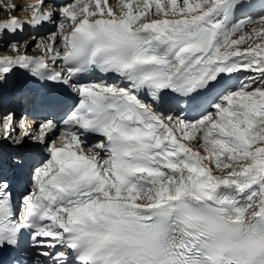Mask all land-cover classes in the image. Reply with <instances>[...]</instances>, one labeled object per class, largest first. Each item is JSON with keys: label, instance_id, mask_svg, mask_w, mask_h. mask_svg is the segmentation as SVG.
I'll list each match as a JSON object with an SVG mask.
<instances>
[{"label": "snow or ice", "instance_id": "6c2138e0", "mask_svg": "<svg viewBox=\"0 0 264 264\" xmlns=\"http://www.w3.org/2000/svg\"><path fill=\"white\" fill-rule=\"evenodd\" d=\"M0 15V264H264V0Z\"/></svg>", "mask_w": 264, "mask_h": 264}, {"label": "bare ground", "instance_id": "6f19581e", "mask_svg": "<svg viewBox=\"0 0 264 264\" xmlns=\"http://www.w3.org/2000/svg\"><path fill=\"white\" fill-rule=\"evenodd\" d=\"M12 2H14V3H16V4H19L20 2H19V0H12ZM37 2V0H23V4H22V8H27V6L28 5H30V4H35ZM26 12H28V11H23V12H21V13H26ZM4 18H6V16H4V15H0V19H4ZM22 19V18H21ZM30 34H31V32H30ZM41 34H44V32H41ZM4 43L5 42H0V54H3L2 53V46L4 45ZM30 52V51H29ZM30 54V53H29ZM35 55H38V54H35ZM18 93H12V94H10L3 102H2V104H1V106H3V108H5L7 105H6V102L7 101H9L8 103H9V110H11V111H14L15 112V114L16 115H19L20 114V110H18V108H16L15 109V106H14V103L11 105V103H12V101H15V100H18V99H24V101H26L27 102V100H28V98H29V96H25V97H20L19 95H17ZM24 106H25V102H23V104L20 106V108H21V110H23V108H24ZM18 111V112H17ZM1 147H3V146H1Z\"/></svg>", "mask_w": 264, "mask_h": 264}, {"label": "rangeland", "instance_id": "374dc122", "mask_svg": "<svg viewBox=\"0 0 264 264\" xmlns=\"http://www.w3.org/2000/svg\"><path fill=\"white\" fill-rule=\"evenodd\" d=\"M19 4H17L18 5V7L19 8H22V4H23V0H19ZM14 15H19V16H21L22 15V13H21V11H17V12H15V13H13ZM3 43V42H2ZM6 43V42H5ZM34 43V42H33ZM4 46V45H3ZM3 46H2V49H3ZM29 53H31V54H36V53H38V52H36V53H33V52H29ZM7 107V106H6ZM8 111H11V110H9V109H6V110H2V108H0V116H3L4 114H6ZM17 117V120H19V115H17L16 116Z\"/></svg>", "mask_w": 264, "mask_h": 264}]
</instances>
